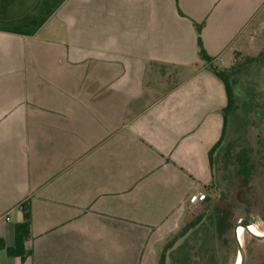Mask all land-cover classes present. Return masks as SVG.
Instances as JSON below:
<instances>
[{"label": "crops", "instance_id": "crops-1", "mask_svg": "<svg viewBox=\"0 0 264 264\" xmlns=\"http://www.w3.org/2000/svg\"><path fill=\"white\" fill-rule=\"evenodd\" d=\"M263 12L264 0H0V264H159L216 182L228 96L210 65L230 66ZM23 203L25 259L6 250Z\"/></svg>", "mask_w": 264, "mask_h": 264}, {"label": "rangeland", "instance_id": "rangeland-1", "mask_svg": "<svg viewBox=\"0 0 264 264\" xmlns=\"http://www.w3.org/2000/svg\"><path fill=\"white\" fill-rule=\"evenodd\" d=\"M261 17L250 28L244 50H234L233 59L226 61L230 65L244 56H260L238 89L237 108L229 115L227 135L215 151L216 182L211 185L206 202L195 208L189 220L203 211L210 214L183 235L177 249L169 253V264H236L240 255L234 235L237 221L253 217L256 228L264 232V12ZM242 147L252 149L249 157L255 163L251 182L245 188L239 185L233 157L229 158L232 151L234 154ZM221 207L230 210L231 227L223 233L216 228L214 211ZM253 237L243 227L239 240L245 249L244 264H264V240Z\"/></svg>", "mask_w": 264, "mask_h": 264}, {"label": "trees", "instance_id": "trees-1", "mask_svg": "<svg viewBox=\"0 0 264 264\" xmlns=\"http://www.w3.org/2000/svg\"><path fill=\"white\" fill-rule=\"evenodd\" d=\"M196 26L198 30L199 55L204 60L210 61L211 58L210 56H208L207 52L205 51L200 36L202 24L196 23ZM259 59L260 56H244V58L239 60L237 59L233 64L227 67H218L215 65H210L213 72L224 82L228 96L227 106L223 110L224 120H225L224 123L225 134L223 131V136L211 149L210 151L211 158L212 155L215 153V151L222 144L224 138L227 135V129L229 127V121H230L229 115L231 111H234L237 108V101L239 95L238 89L242 88L245 78L248 77V70H250L252 65L258 62ZM251 150L252 149L250 147L248 148L242 147L240 150L235 151L234 154L232 151L229 155L230 156L229 158L233 157L235 165H237L235 174L238 178H240L239 185L241 188H245L249 186L254 173L255 163L249 157V152ZM22 208H23V220L17 222L14 227V232H15L14 244L12 246L6 247V250L9 255L20 256L22 259H25L31 253V250L26 248L25 241L31 235L30 225H31L32 213H31L30 204L23 203ZM214 211L217 215V218L215 220L216 228L223 233L226 227L227 228L231 227V224L229 222L230 210L226 207H221L220 209L214 208ZM209 214L210 212L203 211L198 213L191 220H189L179 230V232L175 236H173V238L167 243V246L165 247V252L168 249V247H171V245L175 242V240L183 236L187 231L198 227L203 221H205V219L208 218ZM254 239L257 240V238ZM1 246H3V244H1ZM165 252L161 255L159 264H166Z\"/></svg>", "mask_w": 264, "mask_h": 264}, {"label": "water", "instance_id": "water-1", "mask_svg": "<svg viewBox=\"0 0 264 264\" xmlns=\"http://www.w3.org/2000/svg\"><path fill=\"white\" fill-rule=\"evenodd\" d=\"M255 222H256V219L253 217H243L240 220H238L234 226V235H235L236 241L238 243L239 252H240V255H239L240 263L239 264H244L245 249H244L243 245L241 244L239 237L237 235L238 226L244 227L247 230V232L250 233L255 238H257L259 240H264V233L258 234V233H255L253 230L250 229V225L255 223Z\"/></svg>", "mask_w": 264, "mask_h": 264}, {"label": "bare ground", "instance_id": "bare-ground-1", "mask_svg": "<svg viewBox=\"0 0 264 264\" xmlns=\"http://www.w3.org/2000/svg\"><path fill=\"white\" fill-rule=\"evenodd\" d=\"M250 229L253 230L255 233H258V234H263L264 233V232L258 231L259 229L256 228L255 223L250 225ZM242 231H243V227L242 226H238V229H237L238 237L242 233ZM239 263H240V257H238L236 264H239Z\"/></svg>", "mask_w": 264, "mask_h": 264}, {"label": "built area", "instance_id": "built-area-1", "mask_svg": "<svg viewBox=\"0 0 264 264\" xmlns=\"http://www.w3.org/2000/svg\"><path fill=\"white\" fill-rule=\"evenodd\" d=\"M201 197H202V198L205 197V194H204V193L200 194V195H199V198H201ZM7 218H8V217H7Z\"/></svg>", "mask_w": 264, "mask_h": 264}, {"label": "flooded vegetation", "instance_id": "flooded-vegetation-1", "mask_svg": "<svg viewBox=\"0 0 264 264\" xmlns=\"http://www.w3.org/2000/svg\"><path fill=\"white\" fill-rule=\"evenodd\" d=\"M258 231H260V230H258ZM261 232H263V231H261Z\"/></svg>", "mask_w": 264, "mask_h": 264}]
</instances>
